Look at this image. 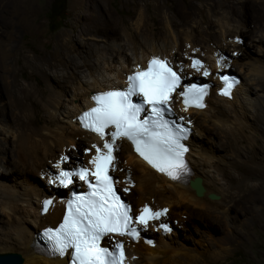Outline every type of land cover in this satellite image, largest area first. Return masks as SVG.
Returning a JSON list of instances; mask_svg holds the SVG:
<instances>
[{
	"label": "bare ground",
	"instance_id": "bare-ground-1",
	"mask_svg": "<svg viewBox=\"0 0 264 264\" xmlns=\"http://www.w3.org/2000/svg\"><path fill=\"white\" fill-rule=\"evenodd\" d=\"M34 1L36 0H14L16 3L14 12L30 9L29 15H22L20 17L24 18L18 19L19 27H21L18 28L23 29L27 34L36 33L34 20L31 18L37 12L36 5L33 6ZM81 1L76 0L75 11L77 13H80ZM93 1L98 4L104 3V0ZM125 1L133 5L134 10L129 24L115 18L112 12L105 7L102 10H92L87 16L83 28L76 35L62 32L61 37L56 39L54 45L50 47L51 45L48 44L46 49H41L38 45L34 46L26 41L14 53L18 60H23L26 65L31 66L45 80L46 85L43 90H40L37 86H19L17 80L12 81L13 86L17 87L10 89L8 105L15 107L14 116L18 121L22 116L26 125L22 131L16 133L13 131L10 133L11 128L6 127L7 134L12 136L14 142L12 145L10 142L11 146H9V139L4 138L2 148L0 146V180L6 181L12 176H16L17 170L24 173V175L21 173L22 176L17 175L18 179L14 180L17 181L16 184L10 186L0 184V215L12 218V221L9 222L12 223L5 230L0 229V245L7 246L11 252L21 253L24 257L23 264L69 263L71 251H68L64 256L46 255L37 251L34 242H36V236L40 231L47 226L56 227L62 221L71 188H66L59 182L58 174L61 171H69L73 167H78L76 165L68 167L67 165L79 159H84L88 164V166H84L95 171V166L91 161L97 154L96 148H101L106 152L107 150L103 149V144L106 140L111 142V137L108 135L111 131H107L101 137L85 130L81 127L78 116L91 106L92 97L97 92L124 89L129 85V76L135 70L146 68L148 60L152 56L168 60L183 74L185 81L194 80L196 77L190 76L193 74L197 77H204L202 78L203 82H212L217 85L210 87V93L203 108L183 104L182 96L178 95L180 91L172 94V99L169 101L173 105L174 111L178 112L177 116H192L194 119L193 121L185 117V121L193 127L188 142L190 149L186 156L192 169L188 181L176 180L166 173L158 171L137 153L127 140L124 138L116 140L113 151V155L116 157L115 170L110 169L109 173L113 175L115 172L117 177L121 178L113 175L118 190H120L119 184L124 188L134 189L136 207L130 200L125 199L132 204V214L136 211L134 224L148 231V235L152 232L156 237L151 238L149 235L151 241L149 243L143 238L138 242H133L127 237L109 235L103 243L107 241V245H109V242L114 239L127 241L126 264H176L180 255H188L187 250L185 251L183 247L185 241L182 240L179 230H177V227L179 229L182 225L179 223L175 227L172 225V232L164 235L159 226L169 221H162L163 217L173 213L178 215L179 221L184 222L189 220V217L193 218L196 213L203 217L207 215L206 218L220 220L229 208L234 207L228 202H233L236 196L241 195V191H244L247 196L257 193L258 190L259 194L262 192L261 185L260 187L252 185L250 181H247L249 178L246 177L254 176L260 172V167L252 161L256 147L254 141L258 139L255 136L261 137L264 127L261 129L260 126H256V130L251 132L249 141L252 155L247 159L251 169L249 173L243 175L240 173V176H235L237 174L235 171L239 169L236 168V165L240 164L237 152H234L235 157L228 164L222 162L219 156L217 157V154L224 148L218 146L209 148L207 146L212 152L215 150L210 153L204 145L205 138L211 135H208L207 132L210 130L211 122L218 130H221L219 134L224 136L231 134V149L235 148L238 151L240 150L238 135L250 126L246 122V117H252L258 124L264 123V99L260 100L259 97L263 94H260L259 91L264 88V64L261 63V58L264 60V49L260 50V60L258 58L257 62L254 59V61L251 60V55L244 52L242 46L241 52L238 51L236 47L238 43L235 44L234 53L227 54L226 45L237 42L239 35L236 34L234 39H231L230 30L224 24L225 18L229 16L237 26L244 25L242 16L240 18L229 12L225 14V11L220 10L232 2L220 0L214 6L211 4L212 7H209L208 14L210 18H215L218 25V33L212 36L210 32L197 31L196 27H199L204 21L191 20L192 13L187 10H182L179 13L184 16L181 21L176 19V14L171 16L164 13L162 18L164 33L154 32V27L144 26L148 5L152 4L154 0ZM246 3V6H249L251 2L246 0ZM155 6L156 10L152 11V14L162 15L163 5L158 2ZM0 21L4 22L7 27L14 25L11 17L7 20L0 17ZM178 25L183 26L181 33L172 35L173 28ZM144 28L146 29L144 30ZM261 32L263 33L256 35L253 40L264 42V30ZM1 33L3 34V32ZM121 36H124V41H118ZM99 37L107 39L103 50L99 49L97 45ZM89 38H95V42L89 41ZM109 40H113L112 43H108ZM37 42L39 44L48 43L40 38ZM28 44L30 45L28 46ZM3 47H0L1 72H5L3 62L9 54ZM239 54L248 58L246 63L249 70V73L246 74L247 81L241 80V84L233 91L231 98L219 95L218 90L222 85L219 83L218 74L221 73L219 72L221 69H229L236 65L241 73H245L237 59ZM196 59H199L203 64L200 71L192 67L193 60ZM205 70L210 73L208 76L203 75ZM262 96L264 97V95ZM35 102L44 110V120L40 126H38L39 124L35 125ZM1 107L0 110H2ZM252 107L254 110L251 114ZM84 146L92 149L90 155L81 153V148ZM71 147L75 152L71 151ZM10 153L13 154L12 157ZM118 156L123 159L125 167L128 166L133 170L119 167ZM30 172L36 174L38 178L30 180L23 178L22 181L21 177H25V174ZM127 172H131L130 179ZM196 177L202 178L206 188V193L203 196L197 195L190 184L189 180ZM232 178L235 181L232 182ZM210 193L219 195V198L211 199ZM123 197L125 198V195L122 193ZM227 197L230 198L228 202ZM48 198H51L53 203L48 206L47 212H43V202ZM254 198L260 200L258 197ZM145 206L150 207L153 211L167 209V212L157 220H150L147 226L141 225L137 216ZM198 212L200 213L198 214ZM140 245L144 247V250ZM2 249L4 250V247ZM3 250L2 252H7ZM204 252L208 253L207 249ZM215 252L211 254V257H223V254H217L218 252L215 254ZM138 256L141 258L138 259ZM195 256L193 264H205L206 257L204 255L201 254L197 257L196 254Z\"/></svg>",
	"mask_w": 264,
	"mask_h": 264
},
{
	"label": "rangeland",
	"instance_id": "rangeland-1",
	"mask_svg": "<svg viewBox=\"0 0 264 264\" xmlns=\"http://www.w3.org/2000/svg\"><path fill=\"white\" fill-rule=\"evenodd\" d=\"M54 0H36L33 2V6L37 8V12H35L31 18H33L34 27L36 28L35 34H27L23 31V29H19L21 27L19 24L20 16H27L30 13V9L21 12H14L16 3L14 0H0V17L2 19L12 18L14 21V25L7 27L4 25V22L0 21V47L7 49L8 55L7 58L3 62V66L5 67V72L0 71V106H2V110H0V146L2 148L4 138L9 139V146H11L14 142V139L11 135L7 134L6 127H10V133H16L17 131H22V128L25 127V120L20 117L18 121L14 116L13 110L15 107H11L8 105V101L10 98V89L17 87L13 86L12 81L17 80L18 85L20 86H37L40 90L46 86L44 83V79L39 76L38 73L34 71V69L26 65L23 60H18L14 56L16 50L21 46L24 42H30L31 45H38L41 49H46L48 44L52 47L56 41V39L60 36L62 32H66L72 35H76L81 31L85 21L87 20V16L90 14L92 10H102V8L109 9L112 14L117 19H121L126 23L131 22V15L134 14L133 5L126 2L125 0H104L103 4H98L93 0H82L80 2V13L75 11L76 0H67V9L63 16L58 17L56 20L50 19L51 7ZM130 1V0H128ZM220 0H154V2L148 5V13L146 18L145 27H154V32H159L161 34L164 33V22L162 20L164 13H168L173 16L176 14V19L181 21L184 16L179 14L182 10H187L192 13V19L203 20L199 27H196L197 31H206L210 32L211 35H215L218 33V25L214 20L215 18L209 16L208 9L213 4H217ZM232 2L230 5L223 7L222 11L233 13L237 17L242 16L243 26L241 24L239 26L236 25V22L231 19L229 16L225 18L224 24L230 30L231 39L238 34L237 42H231L227 47V54L234 53L235 44L238 48L237 50L241 52V46L243 47V51L251 55V60H255L257 62L260 57V50L264 49V42L260 43L258 41L253 40L256 35L262 34L261 30H264V0H249L251 3L249 6H246V0H226V2ZM160 2L163 5L161 10L162 15L152 14V11L156 10L155 4ZM203 2V3H202ZM211 2V3H210ZM145 3V2H144ZM200 3V4H198ZM208 6H207V4ZM228 3V4H229ZM211 6V7H212ZM154 7V8H153ZM27 11V12H26ZM167 11V12H166ZM11 12V13H10ZM76 12V13H75ZM22 13V14H19ZM26 13V14H25ZM36 14V15H35ZM150 14V15H149ZM228 14V15H230ZM11 15V16H10ZM180 16V17H179ZM179 17V18H178ZM36 18V19H35ZM151 18V19H150ZM19 19V20H18ZM16 22V23H15ZM18 22V23H17ZM148 23V24H147ZM237 26V27H236ZM17 27V28H16ZM19 27V28H18ZM163 27V28H162ZM183 26H175L173 28L172 35H177L181 33V29ZM242 27V28H241ZM146 28H144L145 30ZM41 36V37H40ZM11 39H9V38ZM251 37V38H250ZM38 38L43 41H48V43H40L37 42ZM242 38V44H241ZM7 39V40H6ZM95 38L90 39L89 41H94ZM97 45L99 49H105L104 45L107 39L105 37L97 38ZM236 39V38H235ZM3 40V41H2ZM113 40H109L108 43H112ZM118 41H124V36H121ZM5 42V43H3ZM245 42V43H244ZM28 44V46L30 45ZM234 50V51H233ZM263 51V50H262ZM261 51V52H262ZM238 62L241 63V67L245 70V73H241L239 67L236 65L232 66L229 69H221L219 72H234L241 77L243 82L247 81L246 74L249 73L247 67V56L239 54L237 56ZM253 60V61H254ZM260 60V58H259ZM260 62V61H258ZM261 63L264 64V60L261 58ZM190 76H197L190 74ZM204 78V77H199ZM193 79V78H192ZM12 86V87H11ZM264 87V86H263ZM260 88V87H259ZM260 94L264 95V88L261 89ZM8 93V95H6ZM260 95V100L264 99V97ZM262 96V98H261ZM34 107L36 109V121L35 125L39 124L40 126L44 120V110L41 106L35 102ZM254 108L251 109V114L253 113ZM17 111V108H16ZM250 113V111H249ZM174 114L177 116L178 112L174 111ZM188 117V116H185ZM191 120L194 121L192 116H189ZM255 121V122H254ZM246 122L250 125L244 131L239 133V151L235 150V148L231 149L230 142L231 134H227L224 136L219 134L221 130H218L215 125L212 124L209 126L210 130L207 131L210 137H206L205 139V147H221L223 150L217 157L222 159V162H229L234 159L235 153H238V159L240 160V164L236 165V168H239L238 171H235L237 174L235 176L243 175L244 173H249L251 169L249 164L247 163V159L250 155V137L251 132L256 130V126L264 127V123H256L252 117H246ZM264 122V120H263ZM24 123V124H23ZM252 124V125H251ZM262 129V128H261ZM6 132V133H5ZM262 132L261 137L255 136V145L254 148V157L252 163H257L258 167H260V172H257L254 176H247L249 178L247 181L252 184L260 187L261 185V194H259V190L257 193L251 194V196H247L246 193L241 191V195L236 196L233 202H228L230 198L227 197V202L234 206L233 208H229L224 217L220 220H214L212 218H206V216H200L194 213V217L190 218L187 221H179L178 215L170 213L169 216L163 217L162 221L171 222L173 227L177 226L178 223L182 225L181 227H177L179 230L180 236L185 243L183 244L184 250L188 252V255H180L176 264H193L192 261L199 255H204L206 257L205 264H264V131ZM255 134V133H253ZM6 135V136H5ZM256 135V134H255ZM229 136V137H228ZM231 136V137H230ZM210 138V139H209ZM11 142V145H10ZM232 143V142H231ZM234 143V142H233ZM215 144V145H214ZM231 145V146H230ZM208 146V147H207ZM235 146V145H234ZM71 151L75 152L73 147H71ZM91 148L84 146L81 148V153L91 154ZM210 153H213L210 149H208ZM236 153V154H237ZM216 154V153H215ZM224 155V156H223ZM12 157L13 154L10 153ZM119 167L130 168L128 166L123 165V159L118 156ZM224 160V161H223ZM69 163V162H68ZM226 163V164H227ZM228 163V164H229ZM76 166H88L87 162L84 159H79L72 164L67 165L68 167ZM67 167V168H68ZM19 168V167H15ZM132 169V168H130ZM127 170V169H126ZM133 170V169H132ZM233 171V170H232ZM17 175H24L23 172L19 170L16 171ZM22 173V174H21ZM128 178L130 179L131 172H127ZM12 176L9 180L1 181L0 184H4L5 186H10L12 184H16L14 180L18 179V176ZM113 175L117 177L116 173L113 172ZM239 175V176H240ZM38 178L36 174H32V172L25 174L23 178L32 179ZM119 177V176H118ZM117 177V178H118ZM120 178V177H119ZM40 179V178H39ZM121 179V178H120ZM232 178V182L235 181ZM120 182V181H119ZM253 182V183H252ZM258 183V184H257ZM262 183V184H260ZM120 191L125 195L127 200H130L131 203L136 207L135 204V191L133 188H127L119 184ZM125 189H128L125 191ZM258 194V195H257ZM245 195V196H244ZM254 197H258L260 200H256ZM249 198V199H248ZM262 199V200H261ZM236 205V207H235ZM227 208V207H226ZM200 212H198L199 214ZM134 216H136V211L134 212ZM180 216V215H179ZM12 218H7L5 215H0V229L3 228L5 230L11 223H9ZM216 221V222H215ZM148 231H145L147 233ZM148 235V233H147ZM151 238H155V234L152 232L149 233ZM148 235V236H149ZM114 241V240H113ZM127 242V241H126ZM0 247H4L3 251H9L7 246L0 245ZM141 249L144 250L141 245ZM207 249L208 253L204 252ZM1 250V252H2ZM189 250V251H188ZM217 251V252H215ZM212 252V253H211ZM223 254V257L218 258L215 256L211 257V254ZM140 259L141 257H137ZM218 258V259H217Z\"/></svg>",
	"mask_w": 264,
	"mask_h": 264
},
{
	"label": "snow or ice",
	"instance_id": "snow-or-ice-1",
	"mask_svg": "<svg viewBox=\"0 0 264 264\" xmlns=\"http://www.w3.org/2000/svg\"><path fill=\"white\" fill-rule=\"evenodd\" d=\"M192 67L200 71L203 64L196 59ZM209 74L207 70L203 72L204 76ZM222 79L227 83L224 95H229V90L238 81L227 76ZM129 80L131 83L126 90L107 91L94 96L97 106L81 117L83 126L101 137L109 126L115 129L108 133L111 142L106 140L103 144V149L107 151L96 148L97 154L91 161L95 171L80 168L78 171H61L58 174L59 182L65 186L73 182V175L86 181L90 175L95 178V183L90 182L92 191L87 196L76 195L68 204L67 215L59 227L46 229L43 233V237L50 242L53 255L64 256L69 249L73 250L70 264H123V243L117 242L110 251L100 246V240L111 233L139 239L140 233L132 226L131 206L117 195L113 176L109 174L110 169L115 170L116 157L113 151L118 138L130 140L135 145V151L152 167L173 179H180V173L186 171L183 153L187 149L180 141L186 138L188 130L179 124L170 125L164 119L165 114L171 111L168 105L172 94L181 87V76L168 66L167 61L153 58L147 69L129 76ZM178 95L184 98L185 105L194 103L196 107L203 108L207 86H185ZM133 96L138 98V103L133 102ZM146 108H150L151 116L141 119L140 114ZM52 203V200L44 201L43 211L47 212ZM166 212L167 209L153 211L145 206L137 220L147 226L150 220H157ZM161 227L168 230L167 225Z\"/></svg>",
	"mask_w": 264,
	"mask_h": 264
},
{
	"label": "water",
	"instance_id": "water-1",
	"mask_svg": "<svg viewBox=\"0 0 264 264\" xmlns=\"http://www.w3.org/2000/svg\"><path fill=\"white\" fill-rule=\"evenodd\" d=\"M232 74L238 75L234 72H231ZM239 76V75H238ZM188 181V178L185 179V181ZM191 186L195 189V192L199 196H203L206 193V188L203 185V180L201 177H196L195 179L189 180ZM209 197L211 199H218L219 195L215 193H210ZM24 263V257L19 252H0V264H23Z\"/></svg>",
	"mask_w": 264,
	"mask_h": 264
},
{
	"label": "trees",
	"instance_id": "trees-1",
	"mask_svg": "<svg viewBox=\"0 0 264 264\" xmlns=\"http://www.w3.org/2000/svg\"><path fill=\"white\" fill-rule=\"evenodd\" d=\"M66 9H67V0H54L51 7L50 19L56 20L58 17L63 16ZM119 194L122 195V192L120 190H119ZM123 199L125 200L126 198L123 197ZM169 225L172 226V224Z\"/></svg>",
	"mask_w": 264,
	"mask_h": 264
},
{
	"label": "clouds",
	"instance_id": "clouds-1",
	"mask_svg": "<svg viewBox=\"0 0 264 264\" xmlns=\"http://www.w3.org/2000/svg\"><path fill=\"white\" fill-rule=\"evenodd\" d=\"M231 73V72H230ZM239 78H240V76H239Z\"/></svg>",
	"mask_w": 264,
	"mask_h": 264
}]
</instances>
